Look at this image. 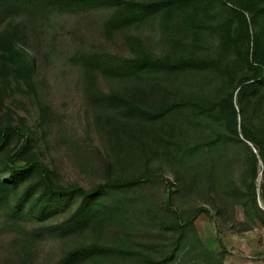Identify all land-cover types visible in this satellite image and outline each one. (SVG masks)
Segmentation results:
<instances>
[{"label": "trees", "instance_id": "1", "mask_svg": "<svg viewBox=\"0 0 264 264\" xmlns=\"http://www.w3.org/2000/svg\"><path fill=\"white\" fill-rule=\"evenodd\" d=\"M100 8L111 10L108 29L129 51L83 58L90 75L109 83L92 98L109 175L88 189L62 182L43 160L49 109L41 104L32 122L7 103L16 88L38 96L34 61L20 31L7 27L0 32V215L37 224L64 216L50 229L66 241L54 264H225V250L208 247L196 225L210 209L179 202L204 197L218 214L241 205L264 223L257 186L264 0H0V14L12 18ZM146 28L158 33L159 51ZM239 160L247 166L241 183L233 177ZM155 177L166 194L157 206L143 195Z\"/></svg>", "mask_w": 264, "mask_h": 264}, {"label": "rangeland", "instance_id": "2", "mask_svg": "<svg viewBox=\"0 0 264 264\" xmlns=\"http://www.w3.org/2000/svg\"><path fill=\"white\" fill-rule=\"evenodd\" d=\"M110 15L111 10L103 8L15 18L0 14V32L7 27L20 31L21 45L34 61L38 91L36 97L23 88L10 90L7 103L32 117V122L40 117L41 104L49 109L47 138L39 145L41 156L62 182L88 189L104 182L109 175V150L96 126L92 99L96 91L107 90L109 83L100 73L90 75L83 58L93 54L129 55L123 36L108 29ZM145 33L152 48L159 51L158 33L150 28ZM246 170L244 161L235 162L234 179L243 182ZM164 176L173 180L170 172L166 171ZM156 179L143 190V195L155 206L166 195L164 181ZM263 184L261 163L258 203L264 210ZM204 200L200 196H185L179 204L187 210L196 206L210 209L196 220L207 246L225 250V264H264V223L248 218L241 205L229 206L218 214ZM63 218L60 215L37 224L14 222L0 215V264H54L61 257L66 241L50 229L60 225Z\"/></svg>", "mask_w": 264, "mask_h": 264}]
</instances>
